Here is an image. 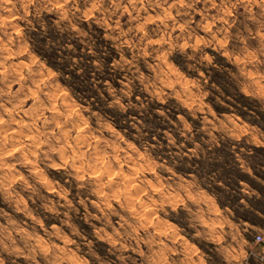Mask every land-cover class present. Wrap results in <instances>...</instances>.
I'll list each match as a JSON object with an SVG mask.
<instances>
[{
    "label": "rangeland",
    "instance_id": "374dc122",
    "mask_svg": "<svg viewBox=\"0 0 264 264\" xmlns=\"http://www.w3.org/2000/svg\"><path fill=\"white\" fill-rule=\"evenodd\" d=\"M0 148V264H264V0H0Z\"/></svg>",
    "mask_w": 264,
    "mask_h": 264
},
{
    "label": "trees",
    "instance_id": "16d2710c",
    "mask_svg": "<svg viewBox=\"0 0 264 264\" xmlns=\"http://www.w3.org/2000/svg\"><path fill=\"white\" fill-rule=\"evenodd\" d=\"M182 170V172H185V171H190V170H185V169H181ZM239 180L240 179H237L236 181L237 182H239ZM218 201H219V203L222 205V206H224L225 204H227L224 200H221V199H218ZM237 216H238V218H242V219H246V220H249V221H252L251 219H250V217L248 218V216L246 217V215L244 216V215H242V214H237Z\"/></svg>",
    "mask_w": 264,
    "mask_h": 264
},
{
    "label": "built area",
    "instance_id": "2783aa9c",
    "mask_svg": "<svg viewBox=\"0 0 264 264\" xmlns=\"http://www.w3.org/2000/svg\"><path fill=\"white\" fill-rule=\"evenodd\" d=\"M262 237H261V235L260 234H257L256 235V239H261Z\"/></svg>",
    "mask_w": 264,
    "mask_h": 264
},
{
    "label": "bare ground",
    "instance_id": "6f19581e",
    "mask_svg": "<svg viewBox=\"0 0 264 264\" xmlns=\"http://www.w3.org/2000/svg\"><path fill=\"white\" fill-rule=\"evenodd\" d=\"M1 149V148H0Z\"/></svg>",
    "mask_w": 264,
    "mask_h": 264
}]
</instances>
